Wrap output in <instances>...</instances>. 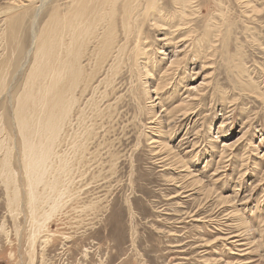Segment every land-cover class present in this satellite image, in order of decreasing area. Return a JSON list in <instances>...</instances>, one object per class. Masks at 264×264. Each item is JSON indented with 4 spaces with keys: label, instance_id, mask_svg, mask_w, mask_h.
Wrapping results in <instances>:
<instances>
[{
    "label": "rangeland",
    "instance_id": "obj_1",
    "mask_svg": "<svg viewBox=\"0 0 264 264\" xmlns=\"http://www.w3.org/2000/svg\"><path fill=\"white\" fill-rule=\"evenodd\" d=\"M192 1L193 39L208 23L218 27L210 36L211 63L200 68L192 42L185 41L177 54H188L171 68L162 97L179 104L195 95L194 108L169 122L162 106L155 109L183 166L169 167L153 149L156 124L147 120L145 104L130 96L129 79L121 77L114 95L104 100L115 113L99 118L103 123L96 119L97 133L86 153L90 165H83L73 196L44 221L33 244L25 189L19 183L21 205L10 209L0 175V264H264V0L252 2L258 13L248 16L240 0ZM9 4L0 0V12ZM25 14L12 30L0 14V63L6 67L9 60L0 89V140L9 143L10 166L20 181L13 99L31 62L30 55L25 58L31 11ZM156 33L147 31L150 60L158 66L154 77H160L173 49L160 48Z\"/></svg>",
    "mask_w": 264,
    "mask_h": 264
},
{
    "label": "bare ground",
    "instance_id": "obj_2",
    "mask_svg": "<svg viewBox=\"0 0 264 264\" xmlns=\"http://www.w3.org/2000/svg\"><path fill=\"white\" fill-rule=\"evenodd\" d=\"M8 1L10 4L0 12L6 17V28L12 30L22 25L26 19L25 11L29 10L32 41L25 54V58L31 56L29 68L26 75L23 73L21 88L13 95V123L16 128L13 130H17L18 135L15 134L20 139L18 161L21 163L22 181L17 179L16 171L12 172L9 162L12 150L7 140H0V175L10 209L17 210L21 205L19 200L22 190L19 183L25 189L24 203L30 216L29 237L33 244L44 221L62 209L66 199L73 196L72 184L78 175H84L83 165H90L86 153H89L88 146L97 133L96 119L109 118L116 108H113L110 101L106 103L104 100L114 95L115 84L121 77L129 79L130 96L135 98L138 105L142 102L145 104L147 120L156 124L151 131L155 137L150 142L153 149L157 150L156 153L163 160L168 161L169 167L177 168V163L183 166L177 153H172L168 137L165 139L163 122L160 116H157L160 119L155 117V109L157 104L162 106L169 122L181 116L186 117L194 108L195 95H186L179 104L172 99L167 104L169 100L163 98L162 93L168 84L171 68L175 65L178 67L183 56L188 54L181 57L177 54V50L187 40L193 44V58L200 61V68L211 63L209 59L213 40L210 36L218 27H209L208 23L206 32L193 39L192 32L195 31L188 25L189 17L193 14L190 10L192 0H63V3L60 2L62 0ZM240 2L244 10L248 11L247 16L257 12L258 6L252 5L256 0ZM41 16L45 18L37 28L36 25L43 19ZM39 17L41 19L38 21ZM147 29L157 32L160 48L173 49L172 58L166 66L167 71L164 75L162 71L157 72L162 75L160 77H154L158 66L155 60H150L153 51ZM238 63L236 67L241 71ZM6 67L0 63V89L6 84L7 76H2L3 72L6 73ZM150 138L148 135L147 140ZM92 158H96V155Z\"/></svg>",
    "mask_w": 264,
    "mask_h": 264
}]
</instances>
